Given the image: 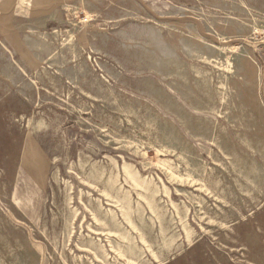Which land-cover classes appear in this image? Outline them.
<instances>
[{"label": "rangeland", "instance_id": "rangeland-1", "mask_svg": "<svg viewBox=\"0 0 264 264\" xmlns=\"http://www.w3.org/2000/svg\"><path fill=\"white\" fill-rule=\"evenodd\" d=\"M0 264H264V0H0Z\"/></svg>", "mask_w": 264, "mask_h": 264}, {"label": "bare ground", "instance_id": "bare-ground-1", "mask_svg": "<svg viewBox=\"0 0 264 264\" xmlns=\"http://www.w3.org/2000/svg\"><path fill=\"white\" fill-rule=\"evenodd\" d=\"M25 151H27L26 152L27 154L25 153L26 154V158L27 159H29V158L32 159V162L35 163L36 166H37L39 161H40L41 156L39 154H37V151H36L35 147L31 146L30 141L26 142ZM35 167H34V169H35ZM34 169H33V171H31L33 176L38 173L37 172V173L33 174Z\"/></svg>", "mask_w": 264, "mask_h": 264}]
</instances>
